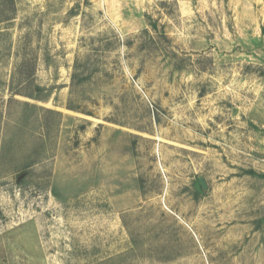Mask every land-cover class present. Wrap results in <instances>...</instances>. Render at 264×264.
Masks as SVG:
<instances>
[{
    "label": "rangeland",
    "instance_id": "obj_1",
    "mask_svg": "<svg viewBox=\"0 0 264 264\" xmlns=\"http://www.w3.org/2000/svg\"><path fill=\"white\" fill-rule=\"evenodd\" d=\"M0 264H264V0H0Z\"/></svg>",
    "mask_w": 264,
    "mask_h": 264
},
{
    "label": "water",
    "instance_id": "obj_2",
    "mask_svg": "<svg viewBox=\"0 0 264 264\" xmlns=\"http://www.w3.org/2000/svg\"><path fill=\"white\" fill-rule=\"evenodd\" d=\"M204 183V182H203ZM205 184V183H204Z\"/></svg>",
    "mask_w": 264,
    "mask_h": 264
}]
</instances>
